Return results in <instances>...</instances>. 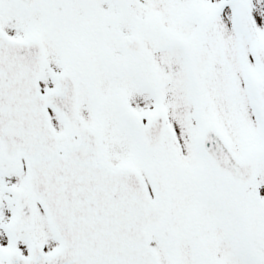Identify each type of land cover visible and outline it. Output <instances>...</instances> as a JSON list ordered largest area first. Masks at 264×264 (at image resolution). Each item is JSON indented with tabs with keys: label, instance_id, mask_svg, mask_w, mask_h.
<instances>
[{
	"label": "snow or ice",
	"instance_id": "6c2138e0",
	"mask_svg": "<svg viewBox=\"0 0 264 264\" xmlns=\"http://www.w3.org/2000/svg\"><path fill=\"white\" fill-rule=\"evenodd\" d=\"M0 264H264V0H0Z\"/></svg>",
	"mask_w": 264,
	"mask_h": 264
}]
</instances>
